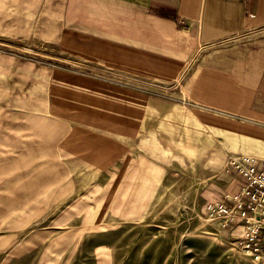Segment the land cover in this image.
<instances>
[{"label": "crops", "instance_id": "crops-1", "mask_svg": "<svg viewBox=\"0 0 264 264\" xmlns=\"http://www.w3.org/2000/svg\"><path fill=\"white\" fill-rule=\"evenodd\" d=\"M181 108L192 109V134L248 151L233 155L264 158V0H0V157L21 163L47 156L42 122L84 132L96 125L103 140L105 109L119 123L128 110L136 155L138 140L147 139L137 137L138 120L189 124ZM68 110L75 112L68 117ZM235 126L239 135L229 131ZM57 142L49 144L54 163L68 165V143ZM241 142L251 146L237 147ZM222 179L224 189H237L231 175ZM230 228L236 240L242 225ZM4 236L12 244L2 248L1 264L46 263L41 251L22 247L49 250L53 264H68V229H11Z\"/></svg>", "mask_w": 264, "mask_h": 264}, {"label": "rangeland", "instance_id": "rangeland-1", "mask_svg": "<svg viewBox=\"0 0 264 264\" xmlns=\"http://www.w3.org/2000/svg\"><path fill=\"white\" fill-rule=\"evenodd\" d=\"M152 95L176 102L170 93ZM181 110L189 113L183 114L189 124L161 125L154 119L144 125L138 120L137 137L147 139L138 140L136 155L127 109L121 123L112 109L104 110L103 140L96 125L84 132L81 125L42 122L47 156L21 163L17 157H0V260L7 256L2 248L12 244L4 236L8 230L53 228L68 229V264H252L226 233L233 225L211 220L207 211L208 204L231 193L221 186L229 176L227 158L248 151L232 150L230 141L222 147L206 140L205 133L192 134V109ZM159 111L154 107L151 113L160 117ZM74 112L68 110V117ZM91 114L95 119L96 110ZM143 114L138 108L137 116ZM238 128L229 131L239 135ZM54 140L68 143L62 149L68 165L54 163L51 151L56 148L49 146ZM19 251H41L45 264H53L49 250Z\"/></svg>", "mask_w": 264, "mask_h": 264}, {"label": "built area", "instance_id": "built-area-1", "mask_svg": "<svg viewBox=\"0 0 264 264\" xmlns=\"http://www.w3.org/2000/svg\"><path fill=\"white\" fill-rule=\"evenodd\" d=\"M237 189L224 194L207 206L211 220H222L223 226L242 225L236 246L252 264H264V158L231 155L225 164Z\"/></svg>", "mask_w": 264, "mask_h": 264}, {"label": "bare ground", "instance_id": "bare-ground-1", "mask_svg": "<svg viewBox=\"0 0 264 264\" xmlns=\"http://www.w3.org/2000/svg\"><path fill=\"white\" fill-rule=\"evenodd\" d=\"M256 157H258V156H256ZM259 158H263V157H259ZM212 191V190H211Z\"/></svg>", "mask_w": 264, "mask_h": 264}]
</instances>
